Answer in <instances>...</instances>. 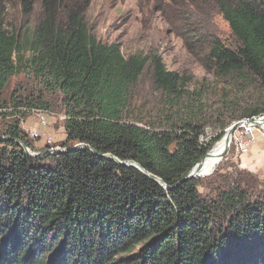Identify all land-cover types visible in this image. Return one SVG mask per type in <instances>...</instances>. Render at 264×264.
<instances>
[{
	"label": "trees",
	"instance_id": "1",
	"mask_svg": "<svg viewBox=\"0 0 264 264\" xmlns=\"http://www.w3.org/2000/svg\"><path fill=\"white\" fill-rule=\"evenodd\" d=\"M1 1L0 264H264L254 254L264 246L260 177L240 168L220 183L218 170L186 180L228 127L264 116V0H215L238 46L212 47L222 81L214 102L209 84L189 89L161 56L125 57L118 43L98 40L85 20L91 0H42L33 28L8 27ZM20 6L27 18L35 0ZM149 61L161 94L153 115L132 98ZM20 75L35 78V101L4 99ZM46 95L62 97L63 147L90 149L35 159L13 140L33 148L21 110H51ZM208 128L219 134L205 140ZM107 154L139 163L170 190Z\"/></svg>",
	"mask_w": 264,
	"mask_h": 264
},
{
	"label": "rangeland",
	"instance_id": "2",
	"mask_svg": "<svg viewBox=\"0 0 264 264\" xmlns=\"http://www.w3.org/2000/svg\"><path fill=\"white\" fill-rule=\"evenodd\" d=\"M1 2L8 27L10 25L19 27L25 21L33 28L42 16V0H35V9L27 18L22 15L20 0ZM85 20L98 40L109 44L118 43L125 57L140 55L151 58L159 55L164 59L167 69L178 73L189 89L206 83L210 86L207 96L209 101H217L222 96V81L217 79L210 52L217 41L230 49H236L238 45L215 0H91L85 13ZM14 94L18 100L35 101L38 96L35 78L26 75L12 78L4 91V99L9 101ZM46 97L52 106L51 110L28 108L21 110L29 112L23 118L21 128L31 142L33 148H30V151L34 154L50 150L67 151L72 148L63 147L67 137L65 130L67 117L63 110L62 97L58 95ZM132 98L134 106L145 113L153 115L155 109L159 108L161 94L156 90L150 61L140 81L132 89ZM37 111H42L47 116L46 126L40 125ZM5 124L2 123L3 129ZM30 130L38 132L40 136L32 137ZM218 134V131L208 128L204 137L205 140H211ZM257 135L264 141L260 133ZM48 136L53 138L50 145H46ZM220 142L221 140L213 149ZM238 154L231 144L227 154L214 169L220 174L218 177L221 179L218 183L240 170ZM51 155L58 154L52 153L48 156ZM260 180L264 182V178ZM200 190L202 194L215 198L211 187L203 186ZM236 251L237 249L234 250L235 257L241 258ZM257 251L254 254L264 256V246L257 248Z\"/></svg>",
	"mask_w": 264,
	"mask_h": 264
},
{
	"label": "water",
	"instance_id": "3",
	"mask_svg": "<svg viewBox=\"0 0 264 264\" xmlns=\"http://www.w3.org/2000/svg\"><path fill=\"white\" fill-rule=\"evenodd\" d=\"M264 119H262V122ZM258 122H255L254 124H256ZM260 124V123H258ZM240 126V122H235L234 124H232L226 131L224 134V136L222 137L226 139V148L225 150L221 153V155L219 156V162L218 164L220 163V161L224 158V156L227 154L228 150L231 148V144H232V139H233V135L234 133L237 131V129L239 128ZM262 126V125H261ZM5 138H0V141H3ZM10 139V138H8ZM7 139V140H8ZM221 139V140H222ZM17 142V144H19L25 151L26 153L32 157V158H35V159H40L44 156H48L49 154H61V155H65L69 152H72V151H78V150H81V149H90V146L89 145H86V144H79V145H76L75 147L67 150V151H62V150H55V151H52L50 150L49 152H46V153H32L30 151V148L21 140L19 139H13ZM212 151L213 150H210L206 156L204 157V159L199 163L197 164L192 170L191 172L189 173L188 177L186 178V180H194V179H198V178H203V177H208V176H211L215 170L211 171V172H207L205 169H204V162L205 160L210 157L212 155ZM104 157L106 158H109L111 160H114L116 161L120 166L122 167H133V168H136L138 170H140L143 174H145L146 176H148L149 178H151L152 180L156 181L157 183H159L161 186L164 187V189L166 190H170V188L162 181L161 178L157 177L156 175H153L151 173H149L148 171H146L139 163L135 162V161H132V160H127V161H121L119 159H117L116 157L110 155V154H107V155H104ZM217 164V165H218ZM216 168V167H215Z\"/></svg>",
	"mask_w": 264,
	"mask_h": 264
},
{
	"label": "built area",
	"instance_id": "4",
	"mask_svg": "<svg viewBox=\"0 0 264 264\" xmlns=\"http://www.w3.org/2000/svg\"><path fill=\"white\" fill-rule=\"evenodd\" d=\"M37 112H39L38 119L40 125L46 126L48 121L47 116L42 111ZM259 119H264V116L253 117L252 119L245 118L238 121L240 122V126L232 139V144L238 153L247 154L250 151V147L257 144L259 139L257 135L258 133H260L261 137L264 138V127L260 125H254V123ZM29 132L31 133L32 137L40 136L38 132H32L31 130ZM46 138V145H50L53 141L52 136H48Z\"/></svg>",
	"mask_w": 264,
	"mask_h": 264
},
{
	"label": "crops",
	"instance_id": "5",
	"mask_svg": "<svg viewBox=\"0 0 264 264\" xmlns=\"http://www.w3.org/2000/svg\"><path fill=\"white\" fill-rule=\"evenodd\" d=\"M237 162L241 169L264 178V141L259 139L256 145L250 147L247 154L239 153Z\"/></svg>",
	"mask_w": 264,
	"mask_h": 264
},
{
	"label": "bare ground",
	"instance_id": "6",
	"mask_svg": "<svg viewBox=\"0 0 264 264\" xmlns=\"http://www.w3.org/2000/svg\"><path fill=\"white\" fill-rule=\"evenodd\" d=\"M257 122L260 123V124L256 123L254 125H260V126L262 125L264 127V122H262V119L257 120ZM224 145L226 146V139L225 138H223L221 140V142L215 147V149H213L212 155L205 160L204 169L207 172L213 171L215 169V167L217 166V164L219 162V156L225 150V146Z\"/></svg>",
	"mask_w": 264,
	"mask_h": 264
}]
</instances>
